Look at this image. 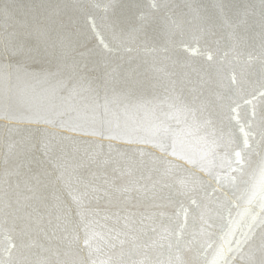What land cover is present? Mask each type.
<instances>
[{"label":"water","instance_id":"95a60500","mask_svg":"<svg viewBox=\"0 0 264 264\" xmlns=\"http://www.w3.org/2000/svg\"><path fill=\"white\" fill-rule=\"evenodd\" d=\"M0 264H264V0H0Z\"/></svg>","mask_w":264,"mask_h":264},{"label":"snow or ice","instance_id":"6c2138e0","mask_svg":"<svg viewBox=\"0 0 264 264\" xmlns=\"http://www.w3.org/2000/svg\"><path fill=\"white\" fill-rule=\"evenodd\" d=\"M96 235H98V234H97V233H95V232L91 233V235H90L89 239H93V238H95V236H96Z\"/></svg>","mask_w":264,"mask_h":264}]
</instances>
